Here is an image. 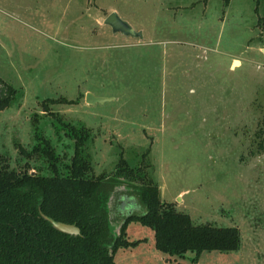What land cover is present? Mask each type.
I'll return each mask as SVG.
<instances>
[{
	"label": "rangeland",
	"instance_id": "374dc122",
	"mask_svg": "<svg viewBox=\"0 0 264 264\" xmlns=\"http://www.w3.org/2000/svg\"><path fill=\"white\" fill-rule=\"evenodd\" d=\"M114 10L139 33L106 23ZM0 76L22 90L0 109V162L51 174L45 154L19 148L39 131L64 170L75 149L65 123H84L92 173L116 177L113 228L125 201L145 211L123 156L194 222L241 231L239 249L193 260L158 249L134 220L128 238L144 239L119 247V264H264V0H0Z\"/></svg>",
	"mask_w": 264,
	"mask_h": 264
},
{
	"label": "trees",
	"instance_id": "16d2710c",
	"mask_svg": "<svg viewBox=\"0 0 264 264\" xmlns=\"http://www.w3.org/2000/svg\"><path fill=\"white\" fill-rule=\"evenodd\" d=\"M0 83L2 109L11 105L22 90L1 76ZM47 100L54 99L44 100L45 110ZM65 124L66 133L75 140V149L71 161L63 163L64 170L52 141L39 131L31 149L22 144L19 148L27 157L45 154L51 174L31 171L28 161L23 170L0 162V264H119L115 259L117 249L137 245L144 239L128 238L127 228L134 220L152 226L156 247L170 254L184 256L194 251L196 260L204 250L240 248L238 226L194 222L188 212L163 200L158 183L123 156L118 170L125 169L131 177L141 179L136 192L145 211L122 215L113 228L109 201L116 177L111 180L103 173H92L91 158L85 153L91 129L84 123ZM42 212L76 223L81 232L72 234L56 228Z\"/></svg>",
	"mask_w": 264,
	"mask_h": 264
},
{
	"label": "water",
	"instance_id": "95a60500",
	"mask_svg": "<svg viewBox=\"0 0 264 264\" xmlns=\"http://www.w3.org/2000/svg\"><path fill=\"white\" fill-rule=\"evenodd\" d=\"M105 21L106 23H109L115 31H120L122 33L134 34V35L139 33L128 21L123 19L115 10L111 11L107 15V17L105 18ZM103 98L104 97L96 96V95H93L91 92H88V96H87L88 101L102 100ZM129 202H132V200L130 199ZM134 205L132 206L130 205V208L128 207V209H126L124 213H122V215H128L130 213L136 212ZM42 215L46 219L50 220L53 226H55L56 228L62 231H66L72 234H79L81 232L80 227L76 223H70V222H65L62 220H57L53 218L52 216L45 214L44 212H42Z\"/></svg>",
	"mask_w": 264,
	"mask_h": 264
},
{
	"label": "crops",
	"instance_id": "0c3cea01",
	"mask_svg": "<svg viewBox=\"0 0 264 264\" xmlns=\"http://www.w3.org/2000/svg\"><path fill=\"white\" fill-rule=\"evenodd\" d=\"M117 198H118V196H116L115 194L112 195V198H111L110 201H109V205H110V206H113L112 204H113L114 200H116ZM125 199H127V198L125 197ZM125 204H129V205H131V206L134 205V203H133V202H129V200H128L127 202L125 201ZM111 208H112V207H111ZM120 209H121V211H122L123 208H121V207H120V203H118V204H117V211H119ZM128 237H129V235H128ZM129 239H131V238H129ZM131 240H132V239H131ZM141 242H142V241H141ZM139 243H140V242H139ZM139 243H138V244H139ZM138 244H137V245H138ZM123 247H125V246H123ZM131 247H133V246H127V247H125V248L128 249V248H131ZM134 247H136V245H134Z\"/></svg>",
	"mask_w": 264,
	"mask_h": 264
},
{
	"label": "bare ground",
	"instance_id": "6f19581e",
	"mask_svg": "<svg viewBox=\"0 0 264 264\" xmlns=\"http://www.w3.org/2000/svg\"><path fill=\"white\" fill-rule=\"evenodd\" d=\"M235 63V62H234ZM235 64H239V62L238 61H236V63Z\"/></svg>",
	"mask_w": 264,
	"mask_h": 264
},
{
	"label": "flooded vegetation",
	"instance_id": "af4514ba",
	"mask_svg": "<svg viewBox=\"0 0 264 264\" xmlns=\"http://www.w3.org/2000/svg\"><path fill=\"white\" fill-rule=\"evenodd\" d=\"M127 208V207H126ZM128 209V208H127Z\"/></svg>",
	"mask_w": 264,
	"mask_h": 264
}]
</instances>
